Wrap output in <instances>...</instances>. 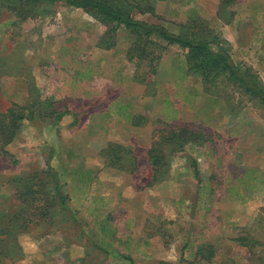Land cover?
Masks as SVG:
<instances>
[{"label": "rangeland", "instance_id": "1", "mask_svg": "<svg viewBox=\"0 0 264 264\" xmlns=\"http://www.w3.org/2000/svg\"><path fill=\"white\" fill-rule=\"evenodd\" d=\"M63 1L0 9V114L24 116L0 152V263L264 264V107L203 83L188 49L151 36L141 58L132 32L109 39ZM225 1L142 0L153 13L132 17L220 45L264 89V0ZM179 128L153 180L148 148Z\"/></svg>", "mask_w": 264, "mask_h": 264}, {"label": "trees", "instance_id": "2", "mask_svg": "<svg viewBox=\"0 0 264 264\" xmlns=\"http://www.w3.org/2000/svg\"><path fill=\"white\" fill-rule=\"evenodd\" d=\"M57 0H0V9L5 8L6 11L14 16L21 18L24 14L34 11L42 4H49L56 2ZM142 0H64L68 6L82 9L89 12L100 22L108 26L107 34L109 39H111L114 34L120 29H126L132 32L136 37V49H138L142 55L141 58L146 57L147 44H154L152 41H147V38L158 37L163 39L169 44H176L183 48L188 49V60L187 64L193 62V68L201 76L203 83L212 82L217 79V77L223 75L228 82L240 90L241 93L246 94L250 100L256 99L261 106L264 107V89L260 88L255 80L249 75L241 72L234 65L228 54L223 50L220 45L212 43L207 39H194L191 37H181L176 36L164 28L156 26L154 24H147L144 21L136 20L132 17V11L136 9L140 15L143 13H153V7L147 5L146 9L141 6ZM226 3L231 2V0H226ZM25 10V11H24ZM11 21H4L0 25L2 27H7ZM145 40H144V37ZM143 45V46H142ZM151 54V53H149ZM153 59V58H151ZM189 62V63H188ZM191 69V67H189ZM188 68V72L189 69ZM151 72H153L151 70ZM154 73V72H153ZM49 106L52 107L50 104ZM20 109H17V105L12 104L7 110L0 114V152L3 155H7V151L4 149L15 137L17 130L19 128L18 122L24 120V116L20 114ZM65 111H57L51 109L48 113L45 112V116H55L53 118L54 122H58L62 117L67 114ZM187 132L186 129L179 128L178 132H168L167 135L162 136L160 140L154 141L147 151L148 161L152 168L153 180H156L158 173H161V167H159L165 158L164 153L159 151V147L163 144H171L180 148L183 147V142L187 140L184 138V133ZM190 135H195L192 131H189ZM182 144V145H181ZM173 150V149H172ZM123 153L131 154V152L125 150ZM164 165V163H163ZM58 192V190H56ZM60 205L65 208V199L59 194ZM45 211V208L39 207V210ZM40 216H43L41 213ZM0 250V260L8 257V253ZM211 256L212 253L208 252ZM1 264V263H0Z\"/></svg>", "mask_w": 264, "mask_h": 264}, {"label": "crops", "instance_id": "3", "mask_svg": "<svg viewBox=\"0 0 264 264\" xmlns=\"http://www.w3.org/2000/svg\"><path fill=\"white\" fill-rule=\"evenodd\" d=\"M145 122H146V119L144 118V119L141 121V124H139L138 126H139V127H142V126L145 124Z\"/></svg>", "mask_w": 264, "mask_h": 264}]
</instances>
